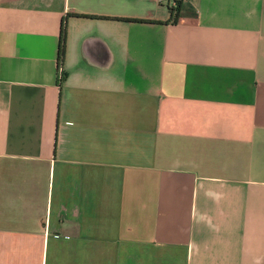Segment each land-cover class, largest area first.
Wrapping results in <instances>:
<instances>
[{
  "label": "crops",
  "instance_id": "crops-1",
  "mask_svg": "<svg viewBox=\"0 0 264 264\" xmlns=\"http://www.w3.org/2000/svg\"><path fill=\"white\" fill-rule=\"evenodd\" d=\"M168 8L0 0V264H264V0Z\"/></svg>",
  "mask_w": 264,
  "mask_h": 264
},
{
  "label": "trees",
  "instance_id": "trees-1",
  "mask_svg": "<svg viewBox=\"0 0 264 264\" xmlns=\"http://www.w3.org/2000/svg\"><path fill=\"white\" fill-rule=\"evenodd\" d=\"M180 5V0H175L173 3V6H170L168 9L171 13H177ZM129 20V19H128ZM63 35H64V25L63 23L61 24V29H60V40H59V45H58V58L59 60L61 59L62 56V49H63Z\"/></svg>",
  "mask_w": 264,
  "mask_h": 264
},
{
  "label": "built area",
  "instance_id": "built-area-1",
  "mask_svg": "<svg viewBox=\"0 0 264 264\" xmlns=\"http://www.w3.org/2000/svg\"><path fill=\"white\" fill-rule=\"evenodd\" d=\"M175 0H168V6H173V3H174Z\"/></svg>",
  "mask_w": 264,
  "mask_h": 264
}]
</instances>
